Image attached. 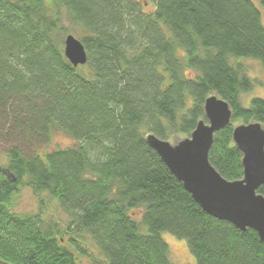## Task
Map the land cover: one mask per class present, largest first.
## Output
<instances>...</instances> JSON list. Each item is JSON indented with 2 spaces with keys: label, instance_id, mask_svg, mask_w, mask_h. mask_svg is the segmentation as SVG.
I'll return each mask as SVG.
<instances>
[{
  "label": "trees",
  "instance_id": "trees-1",
  "mask_svg": "<svg viewBox=\"0 0 264 264\" xmlns=\"http://www.w3.org/2000/svg\"><path fill=\"white\" fill-rule=\"evenodd\" d=\"M71 33L86 47L85 65L65 56ZM235 58L264 69L262 12L252 0H0V139L40 145L60 132L78 142L33 155L8 150L0 264H81L93 251L103 264H173L163 232L185 240L197 264H264L257 232L207 214L146 141L190 136L217 94L233 115L209 160L227 180L241 179L234 127H264V99L243 106L256 81ZM22 187L41 206L46 196L57 202L64 226L47 223L42 207L16 213Z\"/></svg>",
  "mask_w": 264,
  "mask_h": 264
},
{
  "label": "water",
  "instance_id": "water-1",
  "mask_svg": "<svg viewBox=\"0 0 264 264\" xmlns=\"http://www.w3.org/2000/svg\"><path fill=\"white\" fill-rule=\"evenodd\" d=\"M64 53L74 67L88 62L86 47L73 34L64 40ZM204 111L206 120L190 136L171 142L150 134L146 141L207 214L242 231L253 229L264 241V195L258 193L264 186V127L260 122L234 127L243 177L227 180L210 163L209 152L215 133L231 123L233 111L217 94L206 99Z\"/></svg>",
  "mask_w": 264,
  "mask_h": 264
},
{
  "label": "rangeland",
  "instance_id": "rangeland-1",
  "mask_svg": "<svg viewBox=\"0 0 264 264\" xmlns=\"http://www.w3.org/2000/svg\"><path fill=\"white\" fill-rule=\"evenodd\" d=\"M252 1L261 10L264 24V8L258 0ZM153 8V5L149 3V5L147 4V6H145V11H151ZM65 25V27H69L67 21H65ZM66 36L67 35L64 36V40ZM233 61L244 64L248 70L247 75L256 81L251 91L241 95L240 99L243 106L249 107L251 105V101L256 97L264 99V69L261 63L250 58H235ZM178 140H180V138L171 140V142H176ZM77 145V141H74L72 138L60 132L53 134L46 143H42L40 145L37 143L26 144L22 141L19 142V140H14L12 142V140H5L3 138L0 139V163L6 162L8 150L12 146L21 148L27 155H33L41 151L49 152L58 148L65 149ZM41 207L44 211L42 217H46L47 223H50L52 220L60 227H63L65 222H67L66 214L62 211L58 203L50 200L49 197L46 196L45 204L41 206L39 197L29 187H22L20 191L14 195L13 210L20 215L36 216L41 212ZM131 213L138 219L142 214L139 210H134ZM141 230L142 232H147V228L145 226H142ZM162 237L169 245L170 259L173 264H197L196 259L190 252L185 240H180L170 232H163ZM78 258L81 264H103L102 257L97 251H93V254L90 257L78 256Z\"/></svg>",
  "mask_w": 264,
  "mask_h": 264
}]
</instances>
